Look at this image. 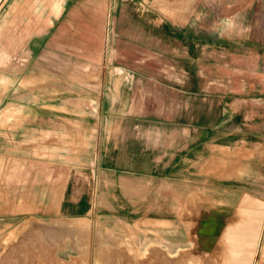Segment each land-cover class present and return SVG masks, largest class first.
Returning a JSON list of instances; mask_svg holds the SVG:
<instances>
[{
	"label": "crops",
	"instance_id": "crops-1",
	"mask_svg": "<svg viewBox=\"0 0 264 264\" xmlns=\"http://www.w3.org/2000/svg\"><path fill=\"white\" fill-rule=\"evenodd\" d=\"M205 1L207 7L203 4L199 12L195 0H0V74L18 80L22 75L13 65L21 59L26 95L34 96L41 64L98 65L116 58L123 67L117 78L105 70L74 81L87 98L99 87L107 112L116 111L114 99L104 101L108 90L120 85L128 93L137 87L144 90V103L127 108L124 101L118 107L137 110L140 117L144 113L143 118L117 124L137 133L106 136L108 206L133 213L144 210L140 218L155 224L173 244L184 229L178 193L179 175H186L192 192L204 196L194 194L187 204L201 215L191 218L198 224L192 231L202 249L215 257L223 253L224 264H264V0ZM20 54L25 57L18 58ZM196 80H205L203 87ZM180 92L185 103L178 100ZM163 93L174 96L168 100ZM60 100L57 105L29 103V120L37 125V110L48 117L43 121L50 128L65 126L63 113L68 111ZM177 106H182L186 118L147 115ZM114 122L107 121L106 126L115 127ZM74 124L92 128V120ZM101 137L98 133L96 144ZM120 154L131 161L130 171L121 170L116 159ZM61 168L59 163L58 174L26 169L27 189L35 184L31 176L48 177L41 184L59 186L58 214L87 213L94 206L88 195L91 182L76 173L69 177L62 173L61 179ZM159 184L166 192L160 199ZM195 185L201 189L195 190ZM7 187L16 186L0 183V226L17 223L19 200L8 194ZM38 206L51 208L45 201ZM33 207L30 202L28 208Z\"/></svg>",
	"mask_w": 264,
	"mask_h": 264
},
{
	"label": "rangeland",
	"instance_id": "rangeland-1",
	"mask_svg": "<svg viewBox=\"0 0 264 264\" xmlns=\"http://www.w3.org/2000/svg\"><path fill=\"white\" fill-rule=\"evenodd\" d=\"M194 4L199 5V12H202L203 4L205 8L207 7L205 0H195ZM114 18V15L109 17L111 26H114ZM22 57L24 58L25 55H18V58ZM19 60L17 65H13L19 75H22L18 80H9L0 74V183L1 181L8 185L13 183L16 187H7V189L10 188L8 194L17 195L16 198L19 200L17 223L0 226V264L225 263L223 253L215 257L214 252L204 251L197 235H193L192 229L198 224L197 222L193 224L191 217L196 216L197 219L201 215L194 213L187 204L194 194L200 199H204V196L201 191L192 192V186L186 183L188 178L186 175H179L178 193L179 218L184 229L179 233V241H173V244L170 237H165L156 230L155 224L140 218L144 210L133 213L129 212L130 209L108 206L110 196L105 190L108 161L104 153L110 145L106 143V136L108 133L116 137L131 136L134 131L137 133V129L119 128L117 124L121 120L134 121L143 118L144 113L140 117V112L137 110L129 112L119 110L118 107L122 106L124 101L127 108L130 103L136 106L144 103V90L137 87L128 93L122 89L121 85L116 87L115 91L108 90L104 101L106 103L114 99L116 111L107 112L105 108H102L99 87L90 91L93 97L87 98L85 90H80L74 81L81 79L82 74L83 77L97 76L105 70L114 73V77L117 78L123 73V67L116 58L113 62L109 63L106 60L105 63L98 65L68 64L62 61L41 64L40 71L35 74L34 96L26 95L28 87L26 66L21 59ZM82 81L86 83V80ZM99 82L95 80L94 84L99 85ZM195 82L198 87H203L205 80ZM153 93H155L154 89ZM163 94H166L168 100L174 96ZM60 98L64 99L63 103L68 111L63 113V119H66L67 124L63 127L50 128L48 123L43 121L48 117H44L42 112L35 110V116L39 120H35L37 125L34 126L28 116L29 103L39 106L53 103L57 105L62 102ZM178 100L185 103L186 97L180 92ZM195 102L202 103V100L195 99ZM105 103L104 106H106ZM86 107L90 110L82 112L78 110ZM181 107L177 106V109L172 111H153L147 115L157 119L186 118V113ZM82 120H92V128H79L77 124H74ZM112 120L115 121V127H107L106 122ZM98 123L102 126L98 127ZM98 133L102 136L99 145L95 142ZM130 146L133 147L134 144ZM116 159L122 165V171L132 169L129 167L131 161L126 156L120 154ZM59 163L64 167V169L61 168V174L66 173L69 177L70 173H76L78 177L91 182L88 195L90 199L94 198V206L91 209L88 208L87 213L58 214L55 205L60 194L59 186H55L54 183L41 184V181L48 177L31 176L35 184L27 189L26 183L30 177L26 174V169L29 171L34 168L36 170L50 169L51 172L56 171L55 174H58ZM53 177L55 176H51ZM199 178H201L199 181L203 180L202 177ZM20 182L24 184L21 186ZM80 187L88 191V187L84 184ZM93 187L95 191L93 190L94 194H91ZM157 188L159 191L156 197L164 198L165 189L160 190V184ZM195 188L201 189V186L195 185ZM131 195L129 196L133 197ZM44 201L50 202L49 210L38 206ZM30 202H33L35 207L28 208ZM177 242L178 246L175 247Z\"/></svg>",
	"mask_w": 264,
	"mask_h": 264
}]
</instances>
